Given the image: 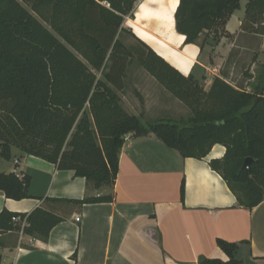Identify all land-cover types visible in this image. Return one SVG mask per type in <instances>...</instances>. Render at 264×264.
Returning <instances> with one entry per match:
<instances>
[{"label": "trees", "instance_id": "obj_1", "mask_svg": "<svg viewBox=\"0 0 264 264\" xmlns=\"http://www.w3.org/2000/svg\"><path fill=\"white\" fill-rule=\"evenodd\" d=\"M25 1L31 11L20 0H0V158L11 159L16 147L101 188L114 184L130 133L155 134L185 158L204 159L221 144L226 152L209 162L211 168L223 176L241 206L253 208L264 200V69L251 91L218 77L206 91L123 26L127 16L134 17L139 0ZM240 2L180 0L176 30L185 35V44L202 45L203 35L230 37L226 24ZM241 29L264 35V0H247ZM123 32L147 47L140 63L179 99L189 101L192 115L145 122L125 108L119 92L125 90L133 52L121 39ZM249 157L252 163L243 168ZM30 182L28 174L0 173V191L7 198L31 197ZM112 200L111 195L45 198L46 204L27 215L4 209L0 233L19 230L14 218H26L23 233L47 241L65 220L47 204L83 207ZM217 243L230 259L205 258L201 264H242L235 257L237 243ZM0 264H6L1 253Z\"/></svg>", "mask_w": 264, "mask_h": 264}, {"label": "crops", "instance_id": "obj_2", "mask_svg": "<svg viewBox=\"0 0 264 264\" xmlns=\"http://www.w3.org/2000/svg\"><path fill=\"white\" fill-rule=\"evenodd\" d=\"M179 2L141 0L130 23L132 31L202 86L210 88L218 77L251 91L257 79L255 68L264 64V35L241 29L247 0H241L226 24L231 36L203 35L202 45L185 44V35L177 32ZM251 55L246 68L251 69V76L236 74L234 69L242 68L244 58ZM126 104L130 113L143 116ZM225 152V146L216 144L204 159L185 158L155 134L137 137L130 133L114 184L95 188L74 171L60 170L56 164L13 147L11 159L0 158V173L28 174L31 197L15 200L0 191V211L27 215L46 204L45 198L111 195L113 200L83 207L47 204L65 220L52 229L47 241L24 234L21 222L19 230L0 233L3 262L201 264L205 258L230 259L217 243L223 239L238 244L235 257L242 264H264V200L253 208L238 203L223 176L209 164Z\"/></svg>", "mask_w": 264, "mask_h": 264}, {"label": "rangeland", "instance_id": "obj_3", "mask_svg": "<svg viewBox=\"0 0 264 264\" xmlns=\"http://www.w3.org/2000/svg\"><path fill=\"white\" fill-rule=\"evenodd\" d=\"M20 1L31 11L29 3H27L25 0ZM140 1L141 0L136 2L134 10H137L138 3ZM133 18L134 17L127 16L123 26L129 30H132L130 23ZM45 25L51 29L50 25L46 23ZM120 37L133 52V57L126 72L125 90L119 92L122 102L127 107V109L128 106L126 103L128 102L129 104L133 105L136 112L143 113L142 118L145 122L156 119L181 120L192 115L190 102L179 99L172 90H170L149 69H147L146 66H143L140 63L139 56H143L148 53L147 47L144 46L134 35L128 32H123ZM203 38L204 36H202V42L204 41ZM251 57L252 55L246 56L244 60L242 59L245 62L244 66L242 68L236 67L234 72H236V74L242 75V77L245 78L251 76V69H246ZM155 63H157L156 67L160 68V63ZM263 69L264 64L260 63L255 68L257 79L254 83V86L259 83V76L262 74ZM96 73L99 78L102 77L101 72ZM238 83L244 85L239 81ZM203 88L206 91L210 89L204 86Z\"/></svg>", "mask_w": 264, "mask_h": 264}, {"label": "built area", "instance_id": "obj_4", "mask_svg": "<svg viewBox=\"0 0 264 264\" xmlns=\"http://www.w3.org/2000/svg\"><path fill=\"white\" fill-rule=\"evenodd\" d=\"M16 162L18 163V160H16ZM76 220L77 221H80L81 220V218L78 216L77 218H76ZM14 221L15 222H17V223H22V229L24 228V226L27 224V219L25 218H20V217H15L14 218Z\"/></svg>", "mask_w": 264, "mask_h": 264}, {"label": "water", "instance_id": "obj_5", "mask_svg": "<svg viewBox=\"0 0 264 264\" xmlns=\"http://www.w3.org/2000/svg\"><path fill=\"white\" fill-rule=\"evenodd\" d=\"M252 163V158H247L246 160H245V163H244V166H243V168H247L250 164Z\"/></svg>", "mask_w": 264, "mask_h": 264}]
</instances>
